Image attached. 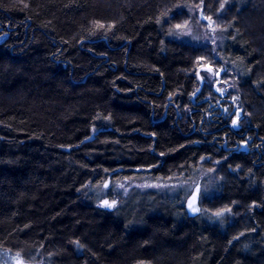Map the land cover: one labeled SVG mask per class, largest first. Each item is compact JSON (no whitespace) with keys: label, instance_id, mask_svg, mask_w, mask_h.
<instances>
[{"label":"trees","instance_id":"16d2710c","mask_svg":"<svg viewBox=\"0 0 264 264\" xmlns=\"http://www.w3.org/2000/svg\"><path fill=\"white\" fill-rule=\"evenodd\" d=\"M199 2L213 52L175 38ZM126 179L185 185L113 210L84 196ZM14 260L264 264V0H0V264Z\"/></svg>","mask_w":264,"mask_h":264},{"label":"rangeland","instance_id":"374dc122","mask_svg":"<svg viewBox=\"0 0 264 264\" xmlns=\"http://www.w3.org/2000/svg\"><path fill=\"white\" fill-rule=\"evenodd\" d=\"M184 19L180 22L175 30V38L181 42H185L198 47H208L210 51H216L222 40L221 33L219 30V23L203 13V5L199 2L198 5H190L186 7V13ZM200 66L198 71L201 75L207 77L209 85L219 90H224L232 92L231 78L230 76L226 80L221 79V81H216V78H221L223 74V69L211 66L206 61L200 60ZM202 76V77H203ZM229 78V80H228ZM204 79V78H203ZM232 98V97H231ZM228 108V107H227ZM229 108V112H236L237 118L234 121L236 125L238 119L240 118V111H237L236 106ZM185 184L181 183H154L147 181H132L123 180L120 182H112L108 180L99 188H91L90 186L84 188V196H89V198L101 208H106L113 210L123 203L132 194H139V196H144L146 192L157 191L160 193H169L175 188L184 187ZM199 185L193 184L190 188L188 197L186 198L184 205L188 214L194 215L200 212L198 197H199ZM105 201L108 202L111 207L105 205ZM195 209V210H194ZM8 264H31L25 263L22 260H14L12 263ZM40 264V263H33Z\"/></svg>","mask_w":264,"mask_h":264},{"label":"snow or ice","instance_id":"6c2138e0","mask_svg":"<svg viewBox=\"0 0 264 264\" xmlns=\"http://www.w3.org/2000/svg\"><path fill=\"white\" fill-rule=\"evenodd\" d=\"M104 203H105L106 206L111 207V205H109L107 201H105ZM194 210H195V209H194Z\"/></svg>","mask_w":264,"mask_h":264}]
</instances>
